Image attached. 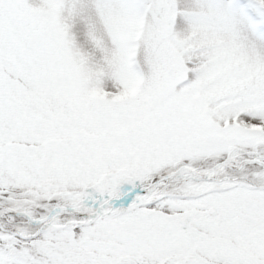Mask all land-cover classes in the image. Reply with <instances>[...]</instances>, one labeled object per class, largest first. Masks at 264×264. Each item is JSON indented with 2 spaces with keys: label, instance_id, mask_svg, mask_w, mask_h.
<instances>
[{
  "label": "snow or ice",
  "instance_id": "1",
  "mask_svg": "<svg viewBox=\"0 0 264 264\" xmlns=\"http://www.w3.org/2000/svg\"><path fill=\"white\" fill-rule=\"evenodd\" d=\"M0 264H264V0H0Z\"/></svg>",
  "mask_w": 264,
  "mask_h": 264
}]
</instances>
